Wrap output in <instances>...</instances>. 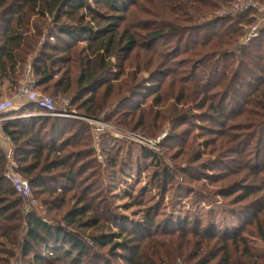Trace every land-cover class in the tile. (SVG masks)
Listing matches in <instances>:
<instances>
[{
	"label": "trees",
	"instance_id": "1",
	"mask_svg": "<svg viewBox=\"0 0 264 264\" xmlns=\"http://www.w3.org/2000/svg\"><path fill=\"white\" fill-rule=\"evenodd\" d=\"M137 1L0 0V89L8 83L11 99L31 67L36 91L50 92L57 111L55 98L62 97L71 113L114 120L153 138L169 126L162 148L179 147L171 158H184L186 168L164 167L142 147L143 160L156 165L159 195L182 175L185 186L195 183L206 192L202 202L229 201L240 225L222 228L199 218L158 223L156 207L133 221L114 204L120 152L102 143L103 168L86 122L10 119L0 122V132L14 145L18 172L35 198H43L46 215L35 207L24 215L4 177L7 158L0 148V264L15 261L18 241L29 264H264V31L243 43L257 14L220 16L233 0H159L145 10ZM143 14L149 18L138 23ZM179 30L184 34L175 44L169 34ZM193 30L209 34L184 47ZM127 68L135 72L127 75ZM16 102L0 118L48 111L36 102L15 111ZM195 120L220 130L200 129L214 136L199 144L208 135L191 134L198 130L189 126ZM228 153L240 159L224 175L216 172L220 161L203 160ZM101 169L112 172L109 194L96 188L103 187ZM127 169L133 166L120 169L125 181Z\"/></svg>",
	"mask_w": 264,
	"mask_h": 264
},
{
	"label": "rangeland",
	"instance_id": "2",
	"mask_svg": "<svg viewBox=\"0 0 264 264\" xmlns=\"http://www.w3.org/2000/svg\"><path fill=\"white\" fill-rule=\"evenodd\" d=\"M158 1L159 0H138L137 2H140V4L143 5L142 10H145V9H150L148 2H158ZM255 1L260 2L258 0H255ZM233 2H237V0H233ZM233 6L234 5H231L229 10H224L222 11V13H219V15L226 16L227 12H230L232 14ZM147 18L149 17H146L144 14L141 15L140 20H138V23ZM164 22L166 21L164 20ZM188 32L183 42L184 47L192 46L195 40L199 41L201 38L209 34V32L206 30L202 32L201 30H198V31L193 30V31H190V33ZM183 34H184L183 31L179 30V31L173 32V34H169V36L174 38L175 40L174 42L176 44L177 42L180 41ZM50 41L52 42V39ZM163 44H167V43L165 42L161 43L159 46H162ZM181 57H183V55ZM126 67H128V63ZM134 72L135 71L133 68H129V69L127 68L126 70L127 75H131ZM8 86L9 84L7 83L6 88L3 87L2 89H0V93L5 94L6 90L8 92L9 91V88H7ZM46 95L52 96L50 92L46 93ZM55 99L57 100V107L63 110L64 114H66L64 115L66 116L64 118L86 122L91 127V133L94 136V147L97 150V156H98L97 160L100 164H102L103 168L106 166L107 161H106V158L102 156V153H103L102 143L104 145V143L107 142L106 143L107 147L109 148L112 154L115 155L117 152L118 153L120 152L119 164L116 169V175L118 178V182L116 184L117 186L116 194L118 197L114 201V204L118 205L119 214L126 216L133 221H140L145 217V213L147 209L156 207V209L159 211V216L157 217L158 223H162V222H174L175 223L178 221H184L186 219L193 221L199 218L200 220L205 222V224H207L208 222L210 223L213 222V223H216L217 226L222 227V228H226L229 225L231 226L240 225V223L232 217L233 214L229 213V211L230 212L233 211L232 209L227 207L228 206L227 204H229V201L223 200L221 199V197L218 196V197H213V199L210 200L209 204L202 202L201 196H205L206 192H202L199 189L198 185L195 183L190 185L187 182L188 186H191V187L185 186L182 175L177 176L175 183L170 187L169 192L165 196L161 197L159 195L158 190H157V185L152 180L153 174L157 172L155 171V169H153V166L155 164L151 160H148V161L143 160V155H142L143 148L142 147L144 148L146 147L141 144L140 137H146L148 140L152 141L155 144L156 147L152 151H154L158 156H160L159 157L160 162L163 164L164 167H168L172 170H175L174 169L175 166L176 168H179V169L186 168L187 165H184L183 163L185 161L184 158H180L177 160H173V158H171L172 156H175L174 153L177 152V149L179 147H176L175 149H169L171 151H169L166 148L165 149L162 148L163 141H165L170 135L169 126L165 130H163L159 136H157L156 138H153V137L146 135L145 133L134 132L131 129H126L124 127H121L117 125L114 120L111 122H108V121H104L103 117H100L99 119H92V118H88L83 115H80L75 111L71 113L68 111L69 108L67 107L69 104L68 102L70 101L69 99L63 100L62 97H58V98L56 97ZM167 107L168 105H166L165 108ZM27 115H30V114H27ZM191 125H196V128H198V130L196 129L194 133H191V134H197L198 137L201 136L200 134L208 135V137H204L203 139L202 138L198 139L199 144H205L207 140H211V138L214 136V135H210L208 132H202L201 130L203 128H206L207 129L206 131L211 130L214 132H219L220 130L219 128L214 127L206 122H202L198 120L190 121L189 126ZM185 129H187V127H185ZM0 135H1L0 142L1 141L2 143L6 141L9 142V140L6 137L2 136V133ZM170 146L171 145H169L168 147ZM230 147H232V145H230ZM12 150L14 151L13 144H12ZM226 156H227L226 158H218V159L216 157L206 156L203 160L209 162V164L211 162L220 161L222 163L221 165L222 167H220V170H216V172H221V174L224 175V174L230 173V169L235 170L236 168L235 161L236 159H240L231 153L226 154ZM138 161H140L141 163L138 164ZM14 163H15V171L19 173L15 158H14ZM217 163L219 162H216V164ZM129 164L133 166V169L131 170L127 169V172H129V176H131V178L125 181V179L121 178L120 176L122 175V170L120 169L122 168L123 165L128 167ZM137 167L140 168L139 173H137V170H138ZM7 168H8V163H7ZM101 170L103 172V179H102L103 187L96 186V188L102 189L106 187L108 189L106 193L109 194L111 192L109 186H111L112 183H110V179L107 178V176H109L110 173L112 174V172L104 171L103 169ZM215 174H218V173H215ZM19 175L21 176L22 180L27 182L26 178L22 174L19 173ZM231 179L237 180V178H231ZM11 186L14 188L12 184ZM219 186L221 185L219 184L216 187H219ZM111 188H112V191L115 190L114 187H111ZM30 190H31L32 195L34 196L33 190L31 188ZM194 190L195 192L192 193V191ZM35 199H36L35 205H32L27 210H25V206L22 203L24 215L29 213L31 209L34 207L39 212V215L41 216L46 215L45 207H43L42 205L43 198L41 197L39 199L36 197ZM56 214L57 213L52 212L51 216H56ZM21 234L22 233H20V236ZM250 240L255 241L254 239H250ZM253 243H256V241ZM15 253H16V259L11 264H29L31 260V256L27 258L23 257L22 246L19 241L16 246ZM46 257L47 258L50 257V254H47Z\"/></svg>",
	"mask_w": 264,
	"mask_h": 264
},
{
	"label": "built area",
	"instance_id": "3",
	"mask_svg": "<svg viewBox=\"0 0 264 264\" xmlns=\"http://www.w3.org/2000/svg\"><path fill=\"white\" fill-rule=\"evenodd\" d=\"M255 12L257 14V23L251 26L246 33L243 40L244 44L260 37L261 32L264 31V5L255 0H237L234 3L232 9V15H237L244 12ZM14 101L19 102H36L48 109L46 112H40L36 114L10 117V118H0V122L9 119H17L30 116H47V117H66L63 110L57 111L54 108V100L50 96L42 95L40 92L36 91V79L32 76L31 67H29L25 75L20 81V87L18 88L16 94L11 99L0 101V114L9 108L14 106ZM69 103V102H68ZM141 144L150 150L155 149V144L148 140L146 137H140ZM8 168L5 173L6 179L14 186L17 190V194L22 200L25 210H27L32 205H35L36 199L31 193L30 187L27 182L22 180L19 173L15 172L14 154L13 150L6 153Z\"/></svg>",
	"mask_w": 264,
	"mask_h": 264
},
{
	"label": "crops",
	"instance_id": "4",
	"mask_svg": "<svg viewBox=\"0 0 264 264\" xmlns=\"http://www.w3.org/2000/svg\"><path fill=\"white\" fill-rule=\"evenodd\" d=\"M7 86V83L3 86L4 88H6ZM2 87V88H3ZM8 88V87H7ZM6 99H9V96H8V92L6 90V93L3 94V93H0V100H6ZM23 105V102H16V108H14V110H18L20 109V107ZM36 114V113H35ZM1 134V133H0ZM1 136V135H0ZM0 148L5 152V153H8L9 151L12 150V144L11 142H4L2 143V141L0 142Z\"/></svg>",
	"mask_w": 264,
	"mask_h": 264
},
{
	"label": "water",
	"instance_id": "5",
	"mask_svg": "<svg viewBox=\"0 0 264 264\" xmlns=\"http://www.w3.org/2000/svg\"><path fill=\"white\" fill-rule=\"evenodd\" d=\"M16 172V171H15Z\"/></svg>",
	"mask_w": 264,
	"mask_h": 264
}]
</instances>
